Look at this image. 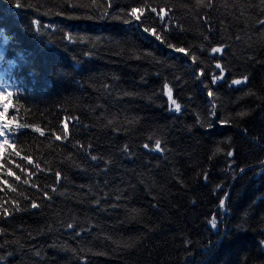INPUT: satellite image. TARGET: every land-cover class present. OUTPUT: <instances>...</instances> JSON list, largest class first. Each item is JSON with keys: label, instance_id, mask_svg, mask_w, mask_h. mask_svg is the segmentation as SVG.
Masks as SVG:
<instances>
[{"label": "trees", "instance_id": "obj_1", "mask_svg": "<svg viewBox=\"0 0 264 264\" xmlns=\"http://www.w3.org/2000/svg\"><path fill=\"white\" fill-rule=\"evenodd\" d=\"M0 264H264V0H0Z\"/></svg>", "mask_w": 264, "mask_h": 264}, {"label": "snow or ice", "instance_id": "obj_2", "mask_svg": "<svg viewBox=\"0 0 264 264\" xmlns=\"http://www.w3.org/2000/svg\"><path fill=\"white\" fill-rule=\"evenodd\" d=\"M201 2H203V0H201ZM209 6H210V5H209ZM153 11H155V9H153ZM161 11H163V10H161ZM135 13H136V9H132V14L135 15ZM125 22L127 23V21H125ZM156 39L159 40V39H161V37H160L159 35H157V36H156ZM176 51H177V52H185V49H183V48H177ZM221 51H222V49H221L220 47H213V48L211 49V52L214 53V54H215V53H220ZM215 67H216L217 69H221V64H220V63H216ZM222 76H223V69H221V76H214V77H213V79H212V83H213V84H216V83L222 78ZM240 83H241L240 80H233V81H232V84H233V85H237V84H240ZM164 92H165L166 95H168V97H169V101H170L171 105L174 106V110H175L177 113H179V112L181 111V105L178 104V103H176V101L172 99V96H171V90L168 88V85H167V84L164 85ZM208 96H209V97H212V96H213V92H212L211 90L208 91ZM214 107H215V106H213V110H214ZM240 115H244V113H241ZM36 131H37V132H41V130H40L39 128H37ZM67 131H68L67 126H65V129H64V132H65V138H67ZM41 135H43V132H41ZM56 139L59 140V139H61V137H60L59 135H57V136H56ZM145 147L147 148L148 145H145ZM156 149H157V150L160 149V141H159V140L156 141ZM125 151H127V149H125ZM217 151H220V150L217 149ZM227 155H228L229 157H231V156L233 155V153H232V152H228ZM91 159H92L93 161H95V160H97V157L93 155V156L91 157ZM29 162L31 163V161H29ZM37 167H38V166H37ZM11 174H12V173L9 172V175H11ZM56 175H57V177L59 178V175H60V174L57 173ZM17 179H19V177H17ZM25 183H27V181H25ZM217 187L219 188L220 186L218 185ZM54 190H55V189H54ZM118 198H119V197H118ZM224 206H225V200L221 199V200L219 201V207H220V208H223ZM32 207H33V208H36V207H38V205H37L36 203H33V204H32ZM16 210L19 211L20 209L17 208ZM5 214H7V210H5ZM210 223H211V225H216V224H217V220H216L215 218H213V219L210 221ZM68 227H69V228H72L73 225L69 224Z\"/></svg>", "mask_w": 264, "mask_h": 264}]
</instances>
